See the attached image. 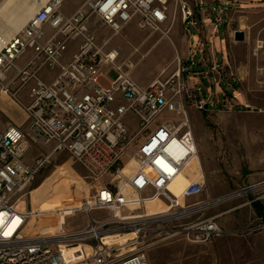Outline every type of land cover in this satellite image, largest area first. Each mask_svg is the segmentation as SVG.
<instances>
[{"label":"built area","instance_id":"1","mask_svg":"<svg viewBox=\"0 0 264 264\" xmlns=\"http://www.w3.org/2000/svg\"><path fill=\"white\" fill-rule=\"evenodd\" d=\"M64 1L48 0L41 5L0 48V95L16 105L27 124L22 129L7 122L0 128V264H148L144 248L148 237L166 242L179 236L189 243L203 244L263 229L261 219L256 225L228 230L220 219L234 208L211 210L247 197L253 200L244 204L264 202V178L210 197L197 159L186 105L204 110L211 104L214 90L202 97L199 88L190 92L183 78L190 74L210 78L214 88L222 67L211 63L208 71L194 72L196 64L180 60L176 53L177 72L161 80L163 70L142 87L131 77L132 64L118 63L119 51L106 49L107 42L92 32L91 17L113 34L131 23L141 31L161 32L167 21L166 0H85L69 16L61 11ZM176 1L183 24H196L191 6L184 0ZM228 4L218 1L212 8L217 11L213 31L224 22L222 15ZM47 31L51 34L46 37ZM77 40L76 51L68 56L67 43ZM27 50L31 56L16 66ZM44 69L56 73L42 78ZM111 71L113 79L107 77ZM174 77L178 91L172 95L166 86ZM26 87L31 102L24 106L17 95ZM163 111L175 114L177 121L155 124ZM128 113L136 117L139 126L131 137L123 122ZM141 134L135 143L134 138ZM38 144L50 146V151L43 154L35 150L28 166L24 158ZM58 153L70 155L97 183L91 198L75 212L88 215L106 211L110 218L88 219L79 229L63 225L54 233L27 235L32 209H19L18 203L23 200L26 204L36 175ZM125 157L135 162L134 171L126 177L121 174ZM192 163L195 174L175 195L171 184L183 177ZM109 176L108 182H102ZM154 202L159 210L148 215L146 205ZM124 234L132 236V245L125 248L131 249L129 253L122 255L119 245L114 249L105 246L107 235Z\"/></svg>","mask_w":264,"mask_h":264},{"label":"rangeland","instance_id":"2","mask_svg":"<svg viewBox=\"0 0 264 264\" xmlns=\"http://www.w3.org/2000/svg\"><path fill=\"white\" fill-rule=\"evenodd\" d=\"M84 1L66 0L61 11L64 15L69 16ZM184 1L194 10L193 19H198L195 8L196 0ZM224 1L229 2V19L225 26L224 23L216 25L215 31L211 25L214 24L217 11H211L210 6L200 7V11L207 10L209 14L202 24L211 28H208L209 31L204 33H199L197 24L189 22L183 24L176 0H166L167 21L161 27V32L141 31L131 23L118 33L113 34L95 17H91L92 32L95 37L100 41L107 42L106 49L115 48L119 51L118 63L132 64L131 77L139 86H147L163 70L164 73L160 76L161 80H166L175 74L178 69L175 60L176 53L180 60H190L196 64L191 70L194 72L208 71L211 63L222 67L221 79L214 88L210 78L192 74L183 78L187 88L191 90L190 92L199 88L202 97L206 98L214 90L211 95L212 102L207 110L198 111L186 105L189 123L204 171L207 193L210 197L218 194L224 186L230 187L231 191L232 188L247 184L248 178H264V9L254 7L248 0ZM239 4L241 5L239 6ZM255 22H260L258 27L254 26ZM2 25L3 23L0 22V28ZM236 30L244 32L245 37L242 42L233 40V32ZM50 34L51 32L47 31L46 37ZM259 42L261 49H257ZM78 44L79 40L67 43L68 56L76 51ZM31 54V51L27 50L15 62V65L22 66ZM55 73L44 69L40 77L49 78ZM107 77L113 79L114 72H109ZM179 77L181 79V76ZM177 83L178 80L175 77L168 83L166 90L169 94H176ZM17 99L24 106L30 104L27 87L22 88ZM225 100H229V102H225ZM0 110L2 121L13 116L21 120L24 124L23 127H26L22 112L18 108V111L12 110L5 102L1 101V97ZM177 118L175 114L163 111L156 118L155 124H160L163 121H177ZM123 122L128 127V137L135 135L139 130L137 119L132 113H128ZM143 135L136 136L135 143L141 140ZM35 150L47 154L50 151V146L38 144L36 148L31 147L24 158L28 166L32 165L31 158ZM60 155L56 154L50 163L39 171L28 189L26 204L21 200L18 203L19 209H32L31 191L54 175L57 168L64 162H70L75 172L83 178L81 189L73 191L72 196L80 202L91 198L97 183L87 177L84 170L70 155L66 153ZM127 163L128 160L125 157L124 165L121 168V174L124 177L132 174L135 169L132 167L129 173L124 174L123 168ZM195 172L196 166L195 163H192L183 177L188 180ZM110 178V176L105 177L102 182L106 183ZM229 204L213 209L211 213ZM109 218L110 214L106 211L92 212L88 215L75 212L67 219L65 227L79 229L87 225L88 219L106 221ZM41 232L42 230L35 231V228H32L28 229L26 234L32 236ZM225 238H217L203 244H193L179 236L166 242H160L157 237H148L144 241V248L148 264H208L211 262L206 258L207 251L222 249ZM213 262L216 263V259H213Z\"/></svg>","mask_w":264,"mask_h":264},{"label":"bare ground","instance_id":"3","mask_svg":"<svg viewBox=\"0 0 264 264\" xmlns=\"http://www.w3.org/2000/svg\"><path fill=\"white\" fill-rule=\"evenodd\" d=\"M48 0H2L0 3V22L3 25L0 28V48L15 32L24 26L35 14L38 8ZM260 42L257 49H261ZM197 159L201 164L196 149ZM135 166V162L130 160L123 168V173L127 174ZM202 166V164H201ZM85 179H88L85 177ZM83 178L73 169L70 162L62 163L54 175L47 178L41 185L31 191L32 213L28 224V229L35 228V231H47L54 233L59 228L63 229L67 219L74 215L85 202H80L72 196L73 191L81 189ZM188 184L184 177H178L170 186L175 195H179L183 188ZM159 210L157 203L146 205L148 215H153ZM27 229V230H28ZM132 236L128 234L119 236L107 235L103 242L108 249H114L121 246L122 255L131 251H125L126 247L132 245L129 243ZM128 243V244H127ZM124 244H127L123 246Z\"/></svg>","mask_w":264,"mask_h":264},{"label":"crops","instance_id":"4","mask_svg":"<svg viewBox=\"0 0 264 264\" xmlns=\"http://www.w3.org/2000/svg\"><path fill=\"white\" fill-rule=\"evenodd\" d=\"M218 1L224 0H196L195 8H196V15L198 19H195L196 24L199 27V33L208 32V28L213 27L211 25L204 26L202 22L206 20L209 16L207 10L200 11L201 6H210L211 10L213 5H218ZM233 1V0H232ZM245 1V0H244ZM249 3H252L254 7H260L261 10L264 9V0H248ZM235 5V3H234ZM241 4H239L240 6ZM229 6L225 7V12L223 13L222 17L224 20V26L229 19ZM233 9V8H232ZM240 9V8H239ZM226 22V23H225ZM260 22H255L254 26L258 27ZM202 28V29H201ZM263 28V27H261ZM206 29V30H205ZM239 95V93H237ZM1 101L5 102L7 106L10 108L17 110L15 104H13L10 100L6 97L0 96ZM7 99V101H6ZM18 111V110H17ZM12 114V111H10ZM1 110H0V128H3L7 122H11L18 127H23V122L18 118L13 116L6 121H2L1 119ZM263 178H248L247 183H254ZM230 187H222L221 191L218 194L212 195L213 197L219 196L222 194H226L229 192ZM234 188H232L233 190ZM253 199L251 198H244L242 200H238L235 202L230 203L226 207H223L222 210L226 209H233L230 210L227 214H225L221 219V224L228 230H241L248 227L251 224H258L260 223L261 219H264V202L255 201L257 203V210L255 211L252 207V203L244 204L245 201ZM206 258L210 259L208 264H264V228L257 229L255 231H251L243 236H228L223 240V248L217 250H209L206 253ZM213 259H216V263L213 262Z\"/></svg>","mask_w":264,"mask_h":264},{"label":"water","instance_id":"5","mask_svg":"<svg viewBox=\"0 0 264 264\" xmlns=\"http://www.w3.org/2000/svg\"><path fill=\"white\" fill-rule=\"evenodd\" d=\"M244 32L243 31H240V30H236L233 32V40L235 42H242L244 40ZM208 108V105L206 104L204 106V110H207Z\"/></svg>","mask_w":264,"mask_h":264},{"label":"trees","instance_id":"6","mask_svg":"<svg viewBox=\"0 0 264 264\" xmlns=\"http://www.w3.org/2000/svg\"><path fill=\"white\" fill-rule=\"evenodd\" d=\"M252 207H253L254 210L256 211V210H257V203L253 202V203H252Z\"/></svg>","mask_w":264,"mask_h":264},{"label":"snow or ice","instance_id":"7","mask_svg":"<svg viewBox=\"0 0 264 264\" xmlns=\"http://www.w3.org/2000/svg\"><path fill=\"white\" fill-rule=\"evenodd\" d=\"M0 218H2V214H0Z\"/></svg>","mask_w":264,"mask_h":264}]
</instances>
